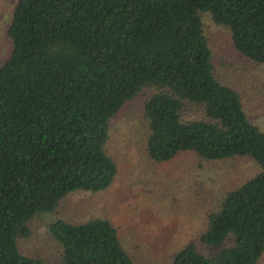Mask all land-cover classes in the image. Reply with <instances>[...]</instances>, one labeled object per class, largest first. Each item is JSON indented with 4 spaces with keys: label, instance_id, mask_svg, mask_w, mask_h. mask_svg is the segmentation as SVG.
Listing matches in <instances>:
<instances>
[{
    "label": "trees",
    "instance_id": "1",
    "mask_svg": "<svg viewBox=\"0 0 264 264\" xmlns=\"http://www.w3.org/2000/svg\"><path fill=\"white\" fill-rule=\"evenodd\" d=\"M201 14L230 33L233 49L264 65V0H18L0 63V264L24 255L38 215L75 193L108 189L118 169L106 152L112 120L147 93L145 152L249 159L259 172L207 215L198 243L169 264H259L264 254V131L239 94L213 73ZM48 232L60 264H134L107 219H61Z\"/></svg>",
    "mask_w": 264,
    "mask_h": 264
},
{
    "label": "rangeland",
    "instance_id": "2",
    "mask_svg": "<svg viewBox=\"0 0 264 264\" xmlns=\"http://www.w3.org/2000/svg\"><path fill=\"white\" fill-rule=\"evenodd\" d=\"M18 0H0V63L10 54L6 28ZM203 34L212 53L213 73L240 96L250 121L264 131V65L241 58L233 49L229 31L201 14ZM148 92L126 104L112 120L106 152L117 164V175L106 190L75 193L63 199L53 213L36 216L31 235L19 240L20 251L43 264H60V250L48 232L58 220L82 223L109 220L134 264H169L174 253L195 243L207 215L223 196L259 172L249 159L207 162L192 154L154 163L145 152L146 122L142 103ZM259 264H264V254Z\"/></svg>",
    "mask_w": 264,
    "mask_h": 264
}]
</instances>
